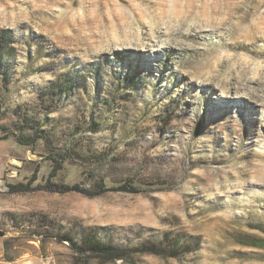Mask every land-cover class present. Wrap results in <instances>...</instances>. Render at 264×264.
Returning a JSON list of instances; mask_svg holds the SVG:
<instances>
[{"label": "rangeland", "instance_id": "374dc122", "mask_svg": "<svg viewBox=\"0 0 264 264\" xmlns=\"http://www.w3.org/2000/svg\"><path fill=\"white\" fill-rule=\"evenodd\" d=\"M2 31L11 258L264 264V0H0Z\"/></svg>", "mask_w": 264, "mask_h": 264}, {"label": "trees", "instance_id": "16d2710c", "mask_svg": "<svg viewBox=\"0 0 264 264\" xmlns=\"http://www.w3.org/2000/svg\"><path fill=\"white\" fill-rule=\"evenodd\" d=\"M8 32L2 31L0 33V51L1 56L4 57L8 51L12 50L10 48V44L8 43ZM24 138H18V142H23L26 145H30L31 141L30 139L25 142L23 140ZM9 190L11 193H20V192H26L30 190V185H8ZM106 189L103 188L102 192H104ZM116 191H125L128 190L129 192H138L136 189L131 187L130 189L126 186L117 187L115 189ZM65 242L69 243L71 242L73 247H76V249L81 253H90L92 255V258L100 259L102 262H116L119 260H124L127 256H129V251L117 247L112 241H107L105 239H102L98 234H93L90 231H87L81 240L80 246H77L74 241L68 237L64 239ZM180 241H177L176 244H179ZM141 253H147V254H153V255H159V251H157L154 247H151L150 249H138ZM175 254V253H174ZM176 256V255H172Z\"/></svg>", "mask_w": 264, "mask_h": 264}, {"label": "crops", "instance_id": "0c3cea01", "mask_svg": "<svg viewBox=\"0 0 264 264\" xmlns=\"http://www.w3.org/2000/svg\"><path fill=\"white\" fill-rule=\"evenodd\" d=\"M5 173V170L3 171V175ZM1 181V179H0ZM1 189V187H0ZM5 237V236H4ZM0 264H31L29 260L22 259L21 257L18 258H11L8 255V252L5 249V244H0Z\"/></svg>", "mask_w": 264, "mask_h": 264}, {"label": "water", "instance_id": "95a60500", "mask_svg": "<svg viewBox=\"0 0 264 264\" xmlns=\"http://www.w3.org/2000/svg\"><path fill=\"white\" fill-rule=\"evenodd\" d=\"M0 236H5L4 232L0 230Z\"/></svg>", "mask_w": 264, "mask_h": 264}, {"label": "bare ground", "instance_id": "6f19581e", "mask_svg": "<svg viewBox=\"0 0 264 264\" xmlns=\"http://www.w3.org/2000/svg\"><path fill=\"white\" fill-rule=\"evenodd\" d=\"M141 51V50H140Z\"/></svg>", "mask_w": 264, "mask_h": 264}]
</instances>
